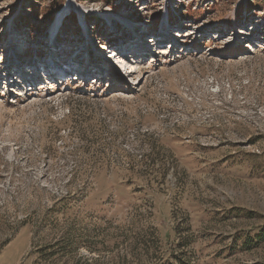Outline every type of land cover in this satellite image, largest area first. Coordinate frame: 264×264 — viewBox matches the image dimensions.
<instances>
[{
	"label": "rangeland",
	"instance_id": "obj_1",
	"mask_svg": "<svg viewBox=\"0 0 264 264\" xmlns=\"http://www.w3.org/2000/svg\"><path fill=\"white\" fill-rule=\"evenodd\" d=\"M67 2L0 0V264H264V0Z\"/></svg>",
	"mask_w": 264,
	"mask_h": 264
},
{
	"label": "bare ground",
	"instance_id": "obj_2",
	"mask_svg": "<svg viewBox=\"0 0 264 264\" xmlns=\"http://www.w3.org/2000/svg\"><path fill=\"white\" fill-rule=\"evenodd\" d=\"M71 1L72 0H68V2L66 3V5L64 6V8L61 10V11H59V13L58 14H56L57 16H56V18H55V20L52 22L53 24V26H52V34H55L56 32H58V30H59V27L63 24V19H64V17L68 14V12H70V10H71ZM73 7V6H72ZM107 17H108V15H107ZM110 18V17H109ZM84 21V20H83ZM84 28H87L86 27V25H84L83 26ZM116 31V30H115ZM3 32H5V31H3ZM51 33H49V35L51 34ZM5 34H6V32H5ZM12 34V33H11ZM170 35L172 36V34H171V32H170ZM178 36H180V34L177 32V33H175L174 34V37H178ZM10 37V36H9ZM157 37H158V35H157ZM162 38H164V37H161V38H158V39H162ZM158 39H156V40H154V41H152V40H150V41H147L148 43H149V45H151L152 46V48H154L158 43H159V40ZM167 39V38H166ZM95 41V43L97 44V43H100L99 41H96V40H94ZM141 41V40H140ZM9 42V41H8ZM13 43V42H12ZM95 44V46H94V48L96 49V50H98V46L100 47L101 45H96ZM101 44V43H100ZM159 45V44H158ZM160 46V45H159ZM175 48V47H174ZM174 48H172V46L169 48V49H174ZM105 47L103 48V50H98V51H101V52H105ZM162 50H161V52H165V51H169L167 48H165V47H163V48H161ZM150 50V49H149ZM118 52H116V50H113L112 51V56L114 57V58H122V59H125V61H123V63H124V65H123V69H121L120 70V72H122V74H124V76L125 77H131L133 74H136L137 73V71H140L141 70V66L140 65H142L143 64V60L142 59H140V58H138L137 56L135 57V58H131L130 60L129 59H126L125 58V55H122V56H116V54L117 53H121V51L122 50H117ZM155 51H153V50H151L150 51V53L152 54V53H154ZM123 53V52H122ZM158 53H159V51H158ZM91 53L90 52H88V53H86V56L87 57H84V58H82L81 60H80V63L82 64V61H86V62H88V64H93V63H91V61H93V58H92V54L90 55ZM101 55H102V53H101ZM136 55H138V54H136ZM154 55V54H153ZM16 57H19L20 56V53H17L16 55H15ZM55 56L54 55H52L51 57H50V63L49 64H47V67L48 68H52V69H55L56 68V65H55ZM60 61H62V62H69V59L67 58V60H60ZM21 62H18V65H19V67L21 68ZM31 64H33V63H31ZM12 64L10 63L9 64V66H11ZM14 67H15V64H14ZM29 67H30V65H29ZM17 68H18V66H17ZM85 69V67H83V70ZM81 68H79V70H78V74H79V76L82 74V71H83ZM15 74V73H14ZM13 74V75H14ZM74 78H76V77H72V81H74ZM16 86H18L17 84H15V88H16ZM16 96H18V94H16V93H14Z\"/></svg>",
	"mask_w": 264,
	"mask_h": 264
},
{
	"label": "trees",
	"instance_id": "obj_3",
	"mask_svg": "<svg viewBox=\"0 0 264 264\" xmlns=\"http://www.w3.org/2000/svg\"><path fill=\"white\" fill-rule=\"evenodd\" d=\"M263 244H264V227L261 228V230L253 238H249L246 244V247L247 249H249L252 245V247L256 249V248H259L260 245H263Z\"/></svg>",
	"mask_w": 264,
	"mask_h": 264
},
{
	"label": "snow or ice",
	"instance_id": "obj_4",
	"mask_svg": "<svg viewBox=\"0 0 264 264\" xmlns=\"http://www.w3.org/2000/svg\"><path fill=\"white\" fill-rule=\"evenodd\" d=\"M0 59H3V57H2V56H0Z\"/></svg>",
	"mask_w": 264,
	"mask_h": 264
}]
</instances>
